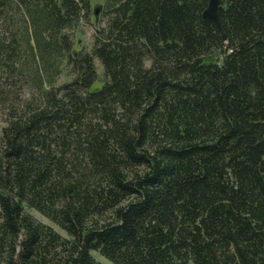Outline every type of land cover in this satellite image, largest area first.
<instances>
[{
	"label": "trees",
	"instance_id": "obj_1",
	"mask_svg": "<svg viewBox=\"0 0 264 264\" xmlns=\"http://www.w3.org/2000/svg\"><path fill=\"white\" fill-rule=\"evenodd\" d=\"M209 1L0 0V264H264V0Z\"/></svg>",
	"mask_w": 264,
	"mask_h": 264
},
{
	"label": "rangeland",
	"instance_id": "obj_2",
	"mask_svg": "<svg viewBox=\"0 0 264 264\" xmlns=\"http://www.w3.org/2000/svg\"><path fill=\"white\" fill-rule=\"evenodd\" d=\"M86 32V31H85ZM87 33V32H86ZM87 35V34H86ZM87 37L85 38L84 41H86ZM101 84L99 83H95L91 90L92 91H97L99 89H101ZM33 214L39 219L41 220L42 222L44 223H48V224H51L49 220H47L46 218H44L43 216H41L40 214L36 213V212H33ZM53 227L61 234H65L64 231H62L58 226L54 225L53 224ZM93 256L95 257L96 260H98L99 262L103 263V264H114L112 263L111 261H109L108 259H106L105 257H103L100 253L96 252V251H93L92 252Z\"/></svg>",
	"mask_w": 264,
	"mask_h": 264
},
{
	"label": "water",
	"instance_id": "obj_3",
	"mask_svg": "<svg viewBox=\"0 0 264 264\" xmlns=\"http://www.w3.org/2000/svg\"><path fill=\"white\" fill-rule=\"evenodd\" d=\"M218 10H219V0H210L207 8L203 13V17L213 20L216 23V25L221 29ZM223 36L225 38V35Z\"/></svg>",
	"mask_w": 264,
	"mask_h": 264
}]
</instances>
